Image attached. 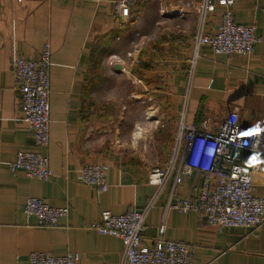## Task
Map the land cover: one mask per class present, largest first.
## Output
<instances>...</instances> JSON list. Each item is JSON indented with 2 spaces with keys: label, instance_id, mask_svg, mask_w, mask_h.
<instances>
[{
  "label": "crops",
  "instance_id": "0c3cea01",
  "mask_svg": "<svg viewBox=\"0 0 264 264\" xmlns=\"http://www.w3.org/2000/svg\"><path fill=\"white\" fill-rule=\"evenodd\" d=\"M120 1L0 0V264H27L34 252L76 253L77 264H121L122 241L92 226L104 211L123 215L152 201L144 245L152 246L166 225L165 240L194 247V264H264V226L222 230L196 212L171 208L199 197L202 171L182 176L180 184L172 176L161 189L148 183L151 170L171 159L182 120L216 132L237 112L244 127L264 129V0H237L233 10L239 24L256 26L260 42L253 54L229 57L201 47L192 81L202 24L193 6L201 0H138L129 19L117 11ZM225 11L217 4L204 17L205 34L217 31ZM46 46L52 53L50 144L40 149L21 111L11 62L35 58ZM110 54L116 61L109 64ZM105 65L134 86L106 88L112 70ZM124 91L126 102L114 105L115 114L110 97ZM95 95L103 97L101 105ZM20 151L48 156L53 177L13 174ZM89 164L106 167L107 192L79 180ZM254 185L264 198V174L255 175ZM29 198L68 207L69 215L58 227L40 226L24 213Z\"/></svg>",
  "mask_w": 264,
  "mask_h": 264
},
{
  "label": "built area",
  "instance_id": "2783aa9c",
  "mask_svg": "<svg viewBox=\"0 0 264 264\" xmlns=\"http://www.w3.org/2000/svg\"><path fill=\"white\" fill-rule=\"evenodd\" d=\"M22 2L23 0H17ZM138 0H122L117 11L123 18L132 16V7ZM237 0H201L193 8L202 19L195 36L194 58L190 63L192 81L201 47H210L215 54L232 57L250 56L260 42L255 25L239 24L234 15ZM217 4L226 11L217 31L205 34L204 17L213 13ZM51 66L52 53L49 46L32 59L17 57L11 62L16 92L30 134L37 148L50 144L51 125ZM13 174L23 171L30 178L49 181L53 177L51 161L39 151H20L10 165ZM202 171L206 175L199 197L195 200L181 199L170 205L182 213L196 212L209 225L222 230L231 228L259 230L264 226V198L255 192L254 178L264 174V129L244 127L237 112L229 114L216 131L195 128L180 123L172 157L163 167L151 170L148 183L161 189L174 176L175 183L182 176ZM79 180L101 192L109 190L105 166L89 164L80 170ZM154 202L142 210H132L123 215L110 211L101 214V220L92 229L101 235L118 238L124 246L121 264H194V247L165 240L166 225L158 230V238L152 246L143 242L146 219ZM68 207L56 208L38 198H29L24 213L35 218L43 227H58L59 220L69 215ZM79 255L66 253L57 256L47 252L30 254L27 264H77Z\"/></svg>",
  "mask_w": 264,
  "mask_h": 264
},
{
  "label": "rangeland",
  "instance_id": "374dc122",
  "mask_svg": "<svg viewBox=\"0 0 264 264\" xmlns=\"http://www.w3.org/2000/svg\"><path fill=\"white\" fill-rule=\"evenodd\" d=\"M140 4V3H139ZM138 4V5H139ZM137 5V6H138ZM133 7H136V5L135 6H133ZM118 48H116V50H117ZM115 50V51H116ZM114 52V51H113ZM117 53V51L114 53V54H116ZM115 57H116V55H109V56H107V58H110L109 60H110V62H109V64L110 63H114V61H116L115 60ZM121 57H123V56H121ZM106 58V59H107ZM105 71H111L112 70V74H111V76H110V78L109 79H105L104 80V83H105V87L106 88H108V85L112 88V89H128V88H132L134 85L130 82V81H126L122 76H118V74L119 73H117L116 72V74L113 72V69H114V67H113V65H112V67L111 66H107V65H105ZM112 68V69H111ZM115 70V69H114ZM99 85L98 86H100V88H102V84H103V80L102 79H100L99 80ZM125 91L124 92H122V96H119V95H112L110 98H111V103H112V108H113V113H115V114H118L117 112H115L116 111V108H115V106L114 105H118L119 103H124V102H126V95H125ZM95 103L98 105H101L102 104V101H103V97H101V95H95ZM106 98V97H105Z\"/></svg>",
  "mask_w": 264,
  "mask_h": 264
},
{
  "label": "water",
  "instance_id": "95a60500",
  "mask_svg": "<svg viewBox=\"0 0 264 264\" xmlns=\"http://www.w3.org/2000/svg\"><path fill=\"white\" fill-rule=\"evenodd\" d=\"M117 69H119V70H120V69H121V66H117Z\"/></svg>",
  "mask_w": 264,
  "mask_h": 264
}]
</instances>
